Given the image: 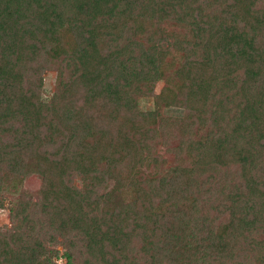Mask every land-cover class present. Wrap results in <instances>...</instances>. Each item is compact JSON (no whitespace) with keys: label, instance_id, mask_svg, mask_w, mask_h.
I'll list each match as a JSON object with an SVG mask.
<instances>
[{"label":"trees","instance_id":"1","mask_svg":"<svg viewBox=\"0 0 264 264\" xmlns=\"http://www.w3.org/2000/svg\"><path fill=\"white\" fill-rule=\"evenodd\" d=\"M0 209V264H264V0H0Z\"/></svg>","mask_w":264,"mask_h":264},{"label":"rangeland","instance_id":"2","mask_svg":"<svg viewBox=\"0 0 264 264\" xmlns=\"http://www.w3.org/2000/svg\"><path fill=\"white\" fill-rule=\"evenodd\" d=\"M55 71H47L44 74V84L41 90L42 93V98L48 99L49 96L51 95V92L54 88V83H55ZM143 103L145 106H151L152 105V100L151 98H146L143 100ZM181 108L176 109L175 107H169V108H164L163 112L165 114H179L181 115ZM177 116V115H176ZM181 117V116H179ZM24 187L29 189L30 192L34 193L33 198L35 199V191L38 189L39 184H40V179L36 175H30L27 179L24 180L23 182ZM3 223H8V216H7V210L5 209H0V224Z\"/></svg>","mask_w":264,"mask_h":264}]
</instances>
